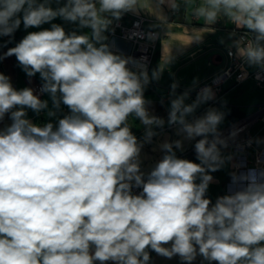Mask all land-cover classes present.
I'll use <instances>...</instances> for the list:
<instances>
[{"label": "clouds", "instance_id": "1", "mask_svg": "<svg viewBox=\"0 0 264 264\" xmlns=\"http://www.w3.org/2000/svg\"><path fill=\"white\" fill-rule=\"evenodd\" d=\"M183 2L197 20L213 24L224 16L247 29L251 38L233 40L235 54L250 66L264 67V0ZM167 4L179 10L177 0ZM138 6L139 0H67L53 9L49 0H0V37H11L22 22L28 29L57 17L91 29L90 38L66 34L53 23L29 32L0 56L14 55L29 78L39 73L41 92L50 94L54 107L62 102L71 113L55 130L52 123L33 124L24 109L38 114L47 101L31 88L14 89L0 73V119L10 112L12 120L0 132V264H148V248L169 259L178 255L184 264L198 254L217 264H264V168L233 171L234 190L214 204L206 198L211 173L233 159L222 149L239 132L222 136L219 125L226 114L216 108L193 116L214 100L210 87L186 103L192 89L177 95L178 83L171 85L167 123L177 126L182 139L160 145L164 155L144 178L143 144L157 135L154 126L165 124L150 114L144 91L164 67L154 69L151 78L146 70L134 72L130 58L113 54L104 43L112 22L108 14L119 19ZM200 33L194 29V39ZM130 115L145 126L142 142L131 131ZM185 140L196 141L199 163L177 157L174 149L183 150ZM133 187L142 192L133 195ZM90 245L95 246L91 254Z\"/></svg>", "mask_w": 264, "mask_h": 264}, {"label": "crops", "instance_id": "2", "mask_svg": "<svg viewBox=\"0 0 264 264\" xmlns=\"http://www.w3.org/2000/svg\"><path fill=\"white\" fill-rule=\"evenodd\" d=\"M43 2V0H40ZM67 0H49V6L53 9L64 6ZM180 7L178 11L172 10L168 4L167 0L165 3L160 4L159 0H139V6L136 11H129L122 14L119 18L123 23L128 24L131 19V14H139L146 19H148L147 27L159 33V40L155 50V55L153 61L148 68L147 72L151 78L154 69H158L161 64L164 67L163 72L159 80H151L144 91V98L150 103L147 105L150 114L163 118L165 124L162 127L164 130H153L157 133L158 139L163 137L164 140L169 139H182L176 133V125H168V110L170 107L171 97V85L173 83H178V88L176 89V94H182L186 89H192L190 92L189 99L186 103H191L195 98L191 95L193 94L195 88L203 81L209 79L213 75L219 73L227 62L226 50L232 47L233 40L237 39V35L230 36L233 28H237L233 23H231L227 17L221 16L213 24H207L204 22L203 18L197 20L192 15V7L188 8L183 0H177ZM199 3V0H196ZM195 6V5H194ZM193 6V7H194ZM22 15V14H21ZM164 17L165 19H161ZM108 19L112 22L117 20L108 14ZM61 25L66 34L75 31L78 35H88L91 38L90 28H80L78 23L67 22L60 17L55 18L49 23H45L39 27H30L25 29L23 22L21 23L19 29L11 36L0 37V56L8 51L9 48L15 47L29 32L42 31L44 29H50L51 24ZM111 24L108 29L104 32L108 35ZM201 30L200 38L194 39L193 30ZM240 30H246L245 28H237ZM107 38V37H106ZM104 43L108 44L110 50L113 54H124L128 50V43L107 38ZM170 57L169 63L164 64L163 59L166 60ZM256 66L245 65L248 71H253ZM136 68V67H133ZM132 70V69H130ZM136 72L135 70H132ZM0 73L8 76L10 82L14 89L21 90L27 88L29 85L28 76L19 66L16 57L13 55L11 57H6L0 59ZM138 73V72H137ZM35 77L40 78L39 73ZM41 79V78H40ZM196 80V86L193 88V81ZM43 84V81L40 80ZM251 82L253 86L257 89H264V86L257 87L254 81L249 78L241 83L234 85L233 81H229L224 85L225 93L220 97L217 103H205L197 108L193 116H198L201 113H205L210 107L216 108L223 112L224 109L235 107L240 111H243L247 115H257L260 107L264 105V94L258 95L254 98L253 95L246 93V91H241L242 86L246 82ZM239 90V91H238ZM238 91V92H237ZM232 92H236L233 95ZM232 93V95H230ZM44 96V95H43ZM45 100L43 97L42 101H47V108L39 112V114H47V123H52L58 126V121L67 115H70V109L64 105L62 102L59 108L54 107L53 101L50 94L46 93ZM60 96V93H57ZM217 95L215 94V98ZM214 98V99H215ZM247 99V100H246ZM256 99V101H254ZM245 100L247 102H245ZM20 106H16L13 109L19 110ZM247 109V110H245ZM26 119L32 122L33 118L40 119L38 114L31 109L25 108ZM52 111L54 115L49 116L48 112ZM11 113H6L5 116L0 119V132L6 130L8 126L12 124L10 118ZM193 116H189L188 119L191 120ZM226 122V116L222 124ZM128 124L131 128L133 134L138 131L145 132V126L142 125L135 115H130L128 118ZM219 125V129L221 125ZM176 139V140H177ZM194 141V140H193ZM189 141H184L183 146L185 147ZM255 163H264V160L258 161V157ZM257 167L256 169H258ZM232 181V179H231ZM230 181V182H231ZM171 242L165 247H170ZM95 246L90 245V254L94 253ZM149 252L150 260L148 264H170L172 261L177 264L180 260L179 256H174L171 259L162 257L158 255L151 248L146 249ZM202 261L205 264H215V261H207L199 254L196 256L195 261ZM173 263V264H174ZM184 264V262H182ZM94 264H101L100 261H94ZM104 264H115L113 261H106Z\"/></svg>", "mask_w": 264, "mask_h": 264}, {"label": "rangeland", "instance_id": "3", "mask_svg": "<svg viewBox=\"0 0 264 264\" xmlns=\"http://www.w3.org/2000/svg\"><path fill=\"white\" fill-rule=\"evenodd\" d=\"M132 70H135L136 72H140L142 68L136 67V68H130ZM41 79L38 77H28L29 85H27V88H31L35 84H39L42 86V83L40 81ZM246 91V93L253 95L254 98H257L258 95L264 94V89H257L255 86L251 84V82H246L242 88L241 91ZM239 91V90H238ZM237 91V92H238ZM233 95H236V92H232ZM230 93V95H232ZM46 93H44L43 99L46 98ZM192 96V95H191ZM42 100V99H41ZM247 100V99H246ZM245 100V102H247ZM256 101V99H254ZM247 110V109H245ZM203 115V113L199 114V117ZM37 118L32 119V123L43 127L47 122L49 121L47 119V114H39L38 113ZM255 115H247L243 111H241V115L236 117L235 115H231L226 117V122L221 125L219 131L221 132L222 136H226L228 133L232 132L233 129H241L238 132V135L235 137V140L229 139L228 140V147L222 149V154L225 156L232 155L233 159L232 161L228 162L224 168H222L219 171H216L214 173H211V175L214 177V182L209 185L208 191L206 193V198L210 199L212 203L214 204L217 197L223 196L230 193L229 186L230 181L232 179L231 173L233 171L237 172H247L249 169H256L264 168V163L257 164L255 163L257 156L261 150H264V122L256 120ZM54 130L57 125H54ZM155 130H161L163 131V128L155 127ZM144 133L143 131H138L134 135L137 137L138 142H142L144 139ZM177 138L164 140L163 137L159 138L155 135L150 143H144L141 153H140V169L145 174L144 178L147 179V174L152 170V168L155 166V164L162 158L164 155V152L161 150L160 145L164 143L165 141L172 142L175 141ZM196 139H200L197 137ZM241 139V141H240ZM261 141L260 143H257L256 141ZM249 141H252V143L249 145ZM194 141H189L187 145L184 147L183 150L174 149L176 152V155L178 158L182 159H188L193 162L199 163V161L196 159V154L194 151ZM240 146H244L243 149L240 148ZM242 161V165H238V163ZM233 165H238V168H234ZM197 183H199V180H197ZM234 190V187L233 189ZM132 194L133 195H139L142 192V188L140 187H133L132 188ZM264 244V242H262ZM180 258V257H179ZM172 261L170 264H173ZM175 264V263H174ZM177 264H183L182 260L178 261ZM192 264H205L201 260H194ZM217 264V262H215Z\"/></svg>", "mask_w": 264, "mask_h": 264}, {"label": "built area", "instance_id": "4", "mask_svg": "<svg viewBox=\"0 0 264 264\" xmlns=\"http://www.w3.org/2000/svg\"><path fill=\"white\" fill-rule=\"evenodd\" d=\"M131 19L128 24L123 23L120 19L115 20L111 24V29L105 37L115 40H120L128 43L129 47L126 52L118 54L125 58H130L133 63L129 64V68L141 67L142 70H148L150 67L160 38L159 33L147 27L148 19L139 15L131 14ZM232 32L237 35V39L241 36L247 35L251 38L252 34L246 30L233 28ZM233 53L229 55V51ZM227 62L223 69L210 77L209 79L200 83L194 90L192 97L196 98L197 93L201 88L210 87L217 97L210 101V103H217L221 96L224 95V85L233 81L234 85L251 78L257 87L264 86V67L256 66L253 71H248L245 68L246 61L235 54V49L229 48L226 50ZM41 85L35 84L31 87L34 95L40 99L44 93L41 92ZM256 120L264 122V105H262L256 115ZM241 141V139H240ZM244 146L242 147V149ZM264 151V150H261ZM261 153V152H260Z\"/></svg>", "mask_w": 264, "mask_h": 264}, {"label": "trees", "instance_id": "5", "mask_svg": "<svg viewBox=\"0 0 264 264\" xmlns=\"http://www.w3.org/2000/svg\"><path fill=\"white\" fill-rule=\"evenodd\" d=\"M223 112L226 114V117L231 115H235L236 117H238L241 115V111L235 107L226 108L223 110Z\"/></svg>", "mask_w": 264, "mask_h": 264}, {"label": "bare ground", "instance_id": "6", "mask_svg": "<svg viewBox=\"0 0 264 264\" xmlns=\"http://www.w3.org/2000/svg\"><path fill=\"white\" fill-rule=\"evenodd\" d=\"M238 130L240 131L241 129H238ZM230 133H231V132H230ZM230 133H228L226 136H224V138H228ZM242 147H243V146H240L241 149H242ZM257 157H258V161H262V160H264V151H262L261 153H259ZM239 164H240V166H241V165H242V161H240V162L238 163V165H239ZM230 183H231V184H230V186H229V190L232 191L234 185H233L232 181H231Z\"/></svg>", "mask_w": 264, "mask_h": 264}]
</instances>
